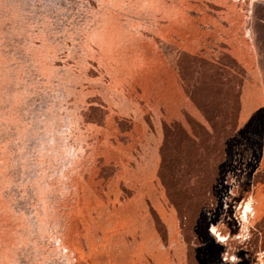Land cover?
<instances>
[{"label": "rangeland", "instance_id": "374dc122", "mask_svg": "<svg viewBox=\"0 0 264 264\" xmlns=\"http://www.w3.org/2000/svg\"><path fill=\"white\" fill-rule=\"evenodd\" d=\"M0 264H264V0H0Z\"/></svg>", "mask_w": 264, "mask_h": 264}]
</instances>
